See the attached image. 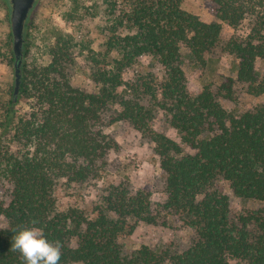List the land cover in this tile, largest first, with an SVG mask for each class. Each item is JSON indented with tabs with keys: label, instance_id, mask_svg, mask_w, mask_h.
I'll return each mask as SVG.
<instances>
[{
	"label": "trees",
	"instance_id": "trees-1",
	"mask_svg": "<svg viewBox=\"0 0 264 264\" xmlns=\"http://www.w3.org/2000/svg\"><path fill=\"white\" fill-rule=\"evenodd\" d=\"M206 1L215 21L189 13L181 0H124L114 23L126 34H113L103 54L91 55L93 93L70 84V36L30 42L32 11L41 0L35 1L24 27L18 93L13 89L0 105L8 194L0 198V264H22L10 251L11 237L33 226L61 242L59 264H264V106L228 111L220 99L231 97V79L217 90L191 91L184 71L206 66L225 24L232 33L222 49L234 60L237 81L249 95H264V0ZM145 58L160 67V77L145 70ZM10 62L16 63L12 48ZM157 113L178 140L153 129ZM106 114L109 123L126 122L151 139L165 175L166 199L156 209L149 193L120 186H111L104 207L90 213L58 209V183L98 178L117 148L103 131ZM218 179L256 207L232 217L228 199L210 190ZM161 215L193 231V243L180 253L145 245L124 253L120 237L135 225H156Z\"/></svg>",
	"mask_w": 264,
	"mask_h": 264
},
{
	"label": "rangeland",
	"instance_id": "rangeland-1",
	"mask_svg": "<svg viewBox=\"0 0 264 264\" xmlns=\"http://www.w3.org/2000/svg\"><path fill=\"white\" fill-rule=\"evenodd\" d=\"M182 8L198 16L201 20H216L214 5L206 0H181ZM124 0H41L33 8V30L29 39L35 46H42L45 37L57 34L70 36L75 43L72 49V63L67 66L70 84L81 91L93 93L96 85L90 77L92 68L91 55L104 53L107 42L113 34H126L127 28L118 27L114 23ZM9 0H0V105L7 102L14 89V66L10 62L12 37L10 28ZM247 21L243 25L246 30ZM232 30L223 24V36L220 44L210 53L205 67L186 65L184 67L187 87L198 91L203 86H211L214 90L232 80V95L222 98L220 102L228 111H243L256 106H264V95L253 97L247 93V86L236 79L234 60L223 51L224 38ZM80 42L85 43L83 51ZM114 55V53H113ZM146 71L158 77L162 71L159 66L145 58L141 60ZM136 70V69H135ZM138 70V69H137ZM136 70V71H137ZM131 71L130 73H132ZM25 106V101L20 103ZM103 131L108 139L117 144L107 159L106 165L94 180L73 184L62 180L56 188V201L59 210L78 208L87 213L104 207L103 198L111 186H120L129 193L144 191L150 194L152 209L165 202V175L160 168L159 156L149 137L135 131L126 122L109 123V116H104ZM153 129L169 134L178 140L176 133L168 126L165 116L157 113ZM185 152H191L184 148ZM3 162L0 158V198H7V187L2 175ZM211 191L224 195L229 202L230 214L238 216L247 209L255 208L253 203H245L238 199L222 179L216 180ZM156 225H135L129 234L120 237L119 242L124 253L139 249L142 245L152 250H169L180 253L194 241L193 231L183 226L175 217L160 216ZM165 219V220H164ZM164 225L162 222H166ZM133 223V222H132Z\"/></svg>",
	"mask_w": 264,
	"mask_h": 264
},
{
	"label": "clouds",
	"instance_id": "clouds-1",
	"mask_svg": "<svg viewBox=\"0 0 264 264\" xmlns=\"http://www.w3.org/2000/svg\"><path fill=\"white\" fill-rule=\"evenodd\" d=\"M31 225L36 220L29 222ZM11 237L10 251L18 253L22 264H59L62 244L59 240L49 241L38 227H22Z\"/></svg>",
	"mask_w": 264,
	"mask_h": 264
},
{
	"label": "water",
	"instance_id": "water-1",
	"mask_svg": "<svg viewBox=\"0 0 264 264\" xmlns=\"http://www.w3.org/2000/svg\"><path fill=\"white\" fill-rule=\"evenodd\" d=\"M35 1L36 0H9L11 6L10 28L12 35V51L16 60L14 64V95L18 93L20 85L24 27Z\"/></svg>",
	"mask_w": 264,
	"mask_h": 264
}]
</instances>
